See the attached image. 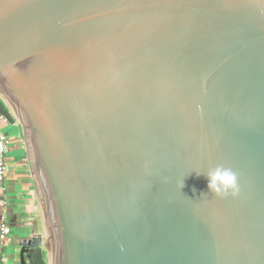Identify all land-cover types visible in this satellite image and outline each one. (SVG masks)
Returning <instances> with one entry per match:
<instances>
[{
    "label": "water",
    "instance_id": "obj_1",
    "mask_svg": "<svg viewBox=\"0 0 264 264\" xmlns=\"http://www.w3.org/2000/svg\"><path fill=\"white\" fill-rule=\"evenodd\" d=\"M0 91L47 264H264V0H0Z\"/></svg>",
    "mask_w": 264,
    "mask_h": 264
},
{
    "label": "crops",
    "instance_id": "obj_2",
    "mask_svg": "<svg viewBox=\"0 0 264 264\" xmlns=\"http://www.w3.org/2000/svg\"><path fill=\"white\" fill-rule=\"evenodd\" d=\"M0 128L10 137L6 157V212L9 240L0 247V264H37L34 252L38 247L26 246L36 241L39 199L28 162L25 138L21 125L7 116L0 119Z\"/></svg>",
    "mask_w": 264,
    "mask_h": 264
},
{
    "label": "built area",
    "instance_id": "obj_3",
    "mask_svg": "<svg viewBox=\"0 0 264 264\" xmlns=\"http://www.w3.org/2000/svg\"><path fill=\"white\" fill-rule=\"evenodd\" d=\"M0 119H5L4 114H0ZM10 137L0 128V247L9 240L8 214L6 212V175L9 171V164L6 157L7 147Z\"/></svg>",
    "mask_w": 264,
    "mask_h": 264
},
{
    "label": "clouds",
    "instance_id": "obj_4",
    "mask_svg": "<svg viewBox=\"0 0 264 264\" xmlns=\"http://www.w3.org/2000/svg\"><path fill=\"white\" fill-rule=\"evenodd\" d=\"M206 176L208 178L209 192L221 197H226L229 194L233 197L239 195V177L232 168L218 165L214 169H210ZM180 187H183V183Z\"/></svg>",
    "mask_w": 264,
    "mask_h": 264
},
{
    "label": "rangeland",
    "instance_id": "obj_5",
    "mask_svg": "<svg viewBox=\"0 0 264 264\" xmlns=\"http://www.w3.org/2000/svg\"><path fill=\"white\" fill-rule=\"evenodd\" d=\"M3 102H4V104L6 105V108H7V111H8V115H7V117L9 118V119H11L12 121H14V122H18L19 123V121H18V119H17V117H16V115L14 114V113H11V110H10V108L8 107V105L5 103V101L2 99V98H0ZM20 124V123H19ZM28 157V156H27ZM38 248H40V247H38ZM41 255V257H40V259L45 263V264H47L45 261H44V259H43V256H42V253H41V250L40 249H37V250H35V252H34V256H33V258H34V261L36 260V262H37V259H38V255Z\"/></svg>",
    "mask_w": 264,
    "mask_h": 264
},
{
    "label": "trees",
    "instance_id": "obj_6",
    "mask_svg": "<svg viewBox=\"0 0 264 264\" xmlns=\"http://www.w3.org/2000/svg\"><path fill=\"white\" fill-rule=\"evenodd\" d=\"M0 114H4L5 116H7L9 113L7 111L6 105L4 104V102L0 99ZM41 255H38V259H37V264H45L41 259H40Z\"/></svg>",
    "mask_w": 264,
    "mask_h": 264
},
{
    "label": "bare ground",
    "instance_id": "obj_7",
    "mask_svg": "<svg viewBox=\"0 0 264 264\" xmlns=\"http://www.w3.org/2000/svg\"><path fill=\"white\" fill-rule=\"evenodd\" d=\"M0 95L4 98L3 100L5 101V103L10 108L11 113H14L15 114V107H14V105L11 102H9V100L7 99V96H5L4 93H1V91H0Z\"/></svg>",
    "mask_w": 264,
    "mask_h": 264
}]
</instances>
